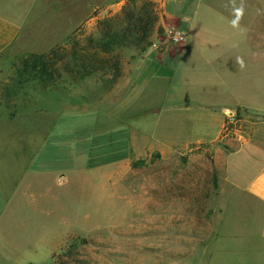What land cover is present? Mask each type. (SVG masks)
<instances>
[{
	"label": "crops",
	"instance_id": "1",
	"mask_svg": "<svg viewBox=\"0 0 264 264\" xmlns=\"http://www.w3.org/2000/svg\"><path fill=\"white\" fill-rule=\"evenodd\" d=\"M183 3L176 14L163 4L164 13L186 34L178 53L148 50L125 63L120 79L129 86L119 96L118 83L105 93L107 118L148 77L154 100L141 114H153L154 124L147 131L141 127V135L152 137L159 151L206 147L222 176L219 234L209 241L212 248L203 264H264V0ZM65 5L66 0H0V56L45 53L93 19L90 11L100 6L89 2L87 12L69 18L62 30L60 25L68 23L62 17ZM237 8L243 15L233 27ZM192 54L183 76L182 60ZM167 55L178 56L173 66L166 63ZM89 108L94 107L75 110V115ZM231 111L238 127L225 126ZM61 119L46 110L0 117V136L22 142L0 145V264L47 263L66 247L67 232L60 227L67 228L63 204L77 201L76 192L82 191L76 172L67 168L66 154L82 157L83 152L47 145Z\"/></svg>",
	"mask_w": 264,
	"mask_h": 264
},
{
	"label": "rangeland",
	"instance_id": "2",
	"mask_svg": "<svg viewBox=\"0 0 264 264\" xmlns=\"http://www.w3.org/2000/svg\"><path fill=\"white\" fill-rule=\"evenodd\" d=\"M114 1L66 0L62 17L68 23H62L61 29L69 27V18L83 16L90 2L100 6L94 11L96 19L84 20V34L94 33L97 20L119 14L126 2L109 4ZM186 1L127 3L133 5V12L148 6L147 2L153 3L150 17L156 20L146 51L178 53L181 44L170 40L178 22L164 13L163 4L165 11L176 14ZM58 20L54 22L59 25ZM188 31L190 36L195 32ZM119 53L129 64L139 55L132 48L120 49ZM19 56L8 52L0 56V117L43 110L61 114L47 145L59 143L83 152L82 157L66 154L68 170L76 172L77 184L82 185L81 194L76 192L77 201L63 204L67 228L60 227L67 232L66 247L42 264H203L212 248L209 241L219 234L218 201L225 190L222 176L206 147L159 151L152 137L141 135V127L147 131L154 124L153 114H141V109L154 100L150 95L153 82L146 77L111 118H107L108 106L89 108L77 116L79 112L59 99L57 88L44 91L32 76L16 84ZM177 57L167 55L166 63L173 66ZM194 57L183 58V76ZM128 82L118 80V96L128 88ZM239 124L236 118L229 127ZM4 136H0V145L22 144L19 138L8 142Z\"/></svg>",
	"mask_w": 264,
	"mask_h": 264
},
{
	"label": "trees",
	"instance_id": "3",
	"mask_svg": "<svg viewBox=\"0 0 264 264\" xmlns=\"http://www.w3.org/2000/svg\"><path fill=\"white\" fill-rule=\"evenodd\" d=\"M129 2L135 0H126L119 14L97 20L94 33L85 36L83 24L49 51L19 56L16 84L32 76L44 91L57 88L59 99L76 111L109 106L103 97L117 84L125 64L120 49L144 53L151 45L149 37L156 20L150 17L152 2L136 12ZM95 12L90 19L97 18Z\"/></svg>",
	"mask_w": 264,
	"mask_h": 264
},
{
	"label": "built area",
	"instance_id": "4",
	"mask_svg": "<svg viewBox=\"0 0 264 264\" xmlns=\"http://www.w3.org/2000/svg\"><path fill=\"white\" fill-rule=\"evenodd\" d=\"M185 39H186V34L180 31L179 29L174 30L170 34V40L173 44H182L184 43ZM226 117H227V120H226L225 126L230 128L229 126L233 125L236 120V114L233 111H231L226 115Z\"/></svg>",
	"mask_w": 264,
	"mask_h": 264
},
{
	"label": "clouds",
	"instance_id": "5",
	"mask_svg": "<svg viewBox=\"0 0 264 264\" xmlns=\"http://www.w3.org/2000/svg\"><path fill=\"white\" fill-rule=\"evenodd\" d=\"M243 15V9L242 8H237L235 9V18L232 20V26L233 27H238L239 26V21ZM237 63L240 64L241 67H243V61L238 57L237 58Z\"/></svg>",
	"mask_w": 264,
	"mask_h": 264
}]
</instances>
